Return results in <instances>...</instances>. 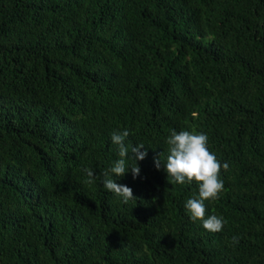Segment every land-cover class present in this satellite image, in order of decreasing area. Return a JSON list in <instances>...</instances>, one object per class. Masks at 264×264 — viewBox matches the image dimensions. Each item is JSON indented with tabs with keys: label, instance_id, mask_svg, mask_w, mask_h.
Masks as SVG:
<instances>
[{
	"label": "trees",
	"instance_id": "trees-1",
	"mask_svg": "<svg viewBox=\"0 0 264 264\" xmlns=\"http://www.w3.org/2000/svg\"><path fill=\"white\" fill-rule=\"evenodd\" d=\"M173 130L229 164L219 233L154 166ZM0 264H264V0H0Z\"/></svg>",
	"mask_w": 264,
	"mask_h": 264
},
{
	"label": "clouds",
	"instance_id": "clouds-1",
	"mask_svg": "<svg viewBox=\"0 0 264 264\" xmlns=\"http://www.w3.org/2000/svg\"><path fill=\"white\" fill-rule=\"evenodd\" d=\"M130 135L125 129L122 133L113 132L111 141L118 146V154L120 159L114 165L104 171L102 185L110 193L121 198L124 204L137 200L133 195V191L127 185L118 184L113 177H123L129 169L133 179L140 175L139 161H143L147 155L146 147L140 143L135 147H131V155L129 149L125 146V139ZM169 145V155L166 164H162L160 156L153 157L154 166L157 170L161 167L167 172L168 178L172 182L183 185L185 183L198 186V198L193 197L187 200L186 209L190 213L193 222L200 221L203 228L210 233H219L223 230L226 221L222 217L216 215L206 216L207 209L205 201H216L220 194L224 191V183L221 179V171H228L229 164L221 163L216 155L209 150L208 136L204 133H194L187 130L179 132L173 130L166 140ZM141 149H145L141 151ZM131 161V163H126ZM88 180L86 183H95L98 177L90 168H84ZM233 245L239 243V237H232Z\"/></svg>",
	"mask_w": 264,
	"mask_h": 264
}]
</instances>
